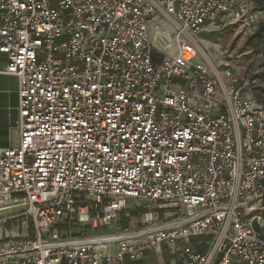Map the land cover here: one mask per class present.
<instances>
[{
	"label": "built area",
	"instance_id": "built-area-1",
	"mask_svg": "<svg viewBox=\"0 0 264 264\" xmlns=\"http://www.w3.org/2000/svg\"><path fill=\"white\" fill-rule=\"evenodd\" d=\"M260 17L254 0H0L18 95L0 264L135 263L202 236L183 264H264V59L238 78L204 45ZM130 212L141 229L97 234Z\"/></svg>",
	"mask_w": 264,
	"mask_h": 264
},
{
	"label": "crops",
	"instance_id": "crops-1",
	"mask_svg": "<svg viewBox=\"0 0 264 264\" xmlns=\"http://www.w3.org/2000/svg\"><path fill=\"white\" fill-rule=\"evenodd\" d=\"M4 62V56H0V69L4 66ZM17 106V79L14 76L0 75V149L14 146L17 143L16 122L12 126L13 119L9 112L10 108L16 111L17 121ZM205 238L207 241L208 237L202 236L181 240L174 245L163 243L159 252L145 250L140 261L126 264H183L180 257L182 248L189 246L192 250L203 253L207 249V245H204L206 244Z\"/></svg>",
	"mask_w": 264,
	"mask_h": 264
},
{
	"label": "rangeland",
	"instance_id": "rangeland-1",
	"mask_svg": "<svg viewBox=\"0 0 264 264\" xmlns=\"http://www.w3.org/2000/svg\"><path fill=\"white\" fill-rule=\"evenodd\" d=\"M261 22H264V14L261 13ZM205 38H208V36H204ZM247 39H241L240 35H237L236 32L234 33H223V34H218V35H212L211 40L207 43L204 42V45L206 49H210L211 47L209 46L210 44H218L223 50L227 49L229 50L228 56L225 55L224 59H229L228 65L233 70V73L235 76L238 78H241L244 76L246 73L250 76L254 75L256 72V68L258 67V64L260 63L259 59L257 58V51L258 48H250L246 44ZM211 53V58L215 62H219V58L216 57L215 53L213 50H210ZM231 57H230V56ZM8 111V108H7ZM10 116L13 119V125H15L16 122V111H14L13 108H10L9 110ZM14 141V139H13ZM12 141V142H13ZM14 143V142H13ZM130 209L133 210V208L141 206V208H147L148 206H153L152 204L148 202H140V201H134L130 203ZM164 216H162V221L164 220ZM118 226L116 229L112 230H106L102 232H98L97 234H106L109 232L113 233H121L124 231V229H128V232H134L137 231L138 229H141L142 226L140 224L139 220V214L135 212H130L129 216H121L119 221H118ZM126 226V227H124ZM120 229V230H119ZM204 240V238H202ZM206 241V238H205ZM206 246L207 244L204 243Z\"/></svg>",
	"mask_w": 264,
	"mask_h": 264
},
{
	"label": "trees",
	"instance_id": "trees-1",
	"mask_svg": "<svg viewBox=\"0 0 264 264\" xmlns=\"http://www.w3.org/2000/svg\"><path fill=\"white\" fill-rule=\"evenodd\" d=\"M254 1L259 11L264 14V0H254ZM246 44L250 48L252 47L256 49L258 48L257 52L261 53L264 59V22L260 23L255 34L247 39ZM259 69L260 72L256 74V76H254L253 79L256 80L257 83L260 84L261 86H258L253 89H254L255 97L259 101L264 102V61L260 63Z\"/></svg>",
	"mask_w": 264,
	"mask_h": 264
}]
</instances>
